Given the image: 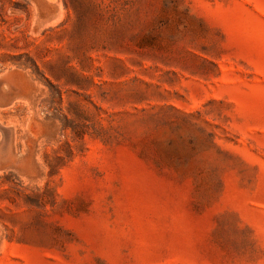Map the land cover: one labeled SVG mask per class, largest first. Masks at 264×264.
Wrapping results in <instances>:
<instances>
[{
    "label": "rangeland",
    "instance_id": "374dc122",
    "mask_svg": "<svg viewBox=\"0 0 264 264\" xmlns=\"http://www.w3.org/2000/svg\"><path fill=\"white\" fill-rule=\"evenodd\" d=\"M0 264H264V0H0Z\"/></svg>",
    "mask_w": 264,
    "mask_h": 264
}]
</instances>
